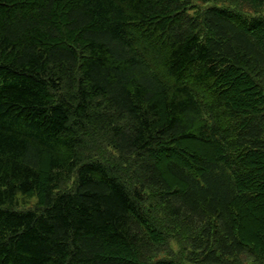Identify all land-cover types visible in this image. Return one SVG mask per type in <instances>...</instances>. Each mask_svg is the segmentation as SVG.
<instances>
[{"label":"trees","instance_id":"16d2710c","mask_svg":"<svg viewBox=\"0 0 264 264\" xmlns=\"http://www.w3.org/2000/svg\"><path fill=\"white\" fill-rule=\"evenodd\" d=\"M200 1L0 0V264H264V0Z\"/></svg>","mask_w":264,"mask_h":264},{"label":"rangeland","instance_id":"374dc122","mask_svg":"<svg viewBox=\"0 0 264 264\" xmlns=\"http://www.w3.org/2000/svg\"><path fill=\"white\" fill-rule=\"evenodd\" d=\"M192 2L194 3V5H197V7L203 6L202 5L203 3L200 0H192ZM216 2H218L220 4L225 3L224 0H219V1L216 0ZM192 10H194V9L193 8L189 9L190 12H192ZM241 11L249 13V14H251L253 12V10L248 9L245 6H243L241 8ZM258 13L264 15V8H262ZM252 14H254V13H252ZM94 142H95V145L98 147V149L96 151L97 155H99V153H100L101 155H103L102 157H104V156L109 157V155L111 153H113V150L109 146H107L104 141H99V140L95 139ZM69 183H70V181L68 182V184ZM36 201H37L36 196L34 194H22V193L18 192L15 199H14L13 205L15 207H19V208L33 207V206H35ZM171 244L173 245V248H177V244L175 242H172ZM185 264H190V263L185 261Z\"/></svg>","mask_w":264,"mask_h":264}]
</instances>
